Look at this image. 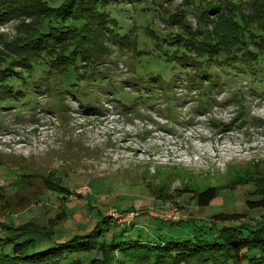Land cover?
Instances as JSON below:
<instances>
[{"label":"rangeland","instance_id":"374dc122","mask_svg":"<svg viewBox=\"0 0 264 264\" xmlns=\"http://www.w3.org/2000/svg\"><path fill=\"white\" fill-rule=\"evenodd\" d=\"M154 2L161 4L111 6L109 30L118 41L106 43L98 60L83 63L77 55L70 77L43 65L21 75L29 67L17 63L23 56L19 46L34 20L20 14L0 24V58L10 60L18 74L0 97V223L27 226L8 237L4 253L33 237L25 251L39 252L42 239L36 236L50 237L52 244L89 234L101 216L110 222L102 233L106 240L112 227L118 233L132 226L119 238L125 244L139 237L212 242L223 227L243 226L245 234L264 227L263 211L246 203L257 198L256 181L264 182V75L254 82L247 66L224 63L213 69L209 99L201 97L208 83L201 91L187 82L184 74L192 68L183 66L170 77L164 55L172 59L177 45L181 50L185 41L179 37H188L193 47L200 46L195 38H216L222 46L227 37L231 44L234 39L232 32L219 38L194 12L181 20L186 14L177 12L186 0ZM228 7L264 30V5ZM61 46L58 41L50 50ZM33 53L24 52L27 60L34 61ZM157 75L167 89L154 85ZM152 85L156 95L149 99ZM53 186L70 192L68 200L62 189L46 188ZM210 187H219L217 197L197 207L193 196ZM174 212L178 219L169 217ZM129 214L135 215L130 222ZM218 214L240 217L213 222Z\"/></svg>","mask_w":264,"mask_h":264},{"label":"trees","instance_id":"16d2710c","mask_svg":"<svg viewBox=\"0 0 264 264\" xmlns=\"http://www.w3.org/2000/svg\"><path fill=\"white\" fill-rule=\"evenodd\" d=\"M154 1L0 0V24L3 25L5 21H9L14 15L18 17L20 14H25L23 17L34 20L32 32L27 40L19 46V51L23 56L22 61H17V63H24L29 67L24 69V73H21V75L30 76L35 65H43L46 67L52 66L57 75H63L64 73L65 76L70 77V71L73 69L77 55L83 63H87L88 60H98L103 56L102 47L106 43L114 45L118 41L117 38L111 36L109 30V26L111 27L107 14L110 11L109 8H113L114 5L137 2L160 6L161 2L155 3ZM165 1L169 2L170 0ZM186 1L189 2L188 5L185 4L186 7L177 12L178 16L186 14V18H181V20H186L189 17L187 14L194 12L198 21L208 22L212 28L218 30L217 36L219 38L223 35L228 36V33L232 32V36L229 37L234 39V42L231 44L227 37L223 42L225 46H222L221 40L216 38L212 41L195 38L200 46L193 47L192 41L188 37H179L185 41L184 44L179 45L182 47L181 50H178L177 45L175 47L177 51L172 59H169L166 54L164 55L166 57L165 62L171 64L170 77L183 66L192 68L190 69L192 73L184 74L187 77V82L190 86L200 88L201 91L204 89L202 88L205 86L204 84L208 83L205 92H202L201 95V97L208 99L210 97L208 94L214 87L213 69L224 67V63V65L232 67L247 66L248 71L251 72L249 76L251 80L262 82L264 74L261 75L260 71L264 67V30L260 26H253V22L246 21L235 12L228 13L231 10L228 6L235 7L240 3L248 2H252L256 6L257 4L263 6V0H227V4L223 0H208L211 2L207 3H202L200 0ZM195 1H200V3ZM212 23L217 24V26L213 27ZM183 27L186 28L187 26L183 24ZM200 29L201 27L198 31ZM58 41L63 46L57 47L58 50L52 53L50 47H54ZM240 44L243 47L239 48L238 45ZM159 47L156 48L159 49ZM26 51L34 52V61L27 60L24 54ZM41 51L45 53L42 54ZM0 61L3 62L0 69V97H2L4 94L7 95L6 90L7 93L9 91L6 83L13 81L12 77L14 76L18 78V74L12 71L10 68L12 62L6 57L0 58ZM152 80L154 85L159 83L161 87L167 89L163 86L164 83H161L160 75ZM154 85L147 90L149 99L156 95L150 92ZM258 181H256L258 184L257 198L246 203L250 209L262 210V217H264V182ZM53 187L46 188L51 190L62 189L56 186ZM218 190L219 187H210L197 193L193 196L196 206L205 207L209 205L217 197ZM61 191L65 195L63 200H68L69 196L67 195L70 192L64 189ZM239 217L236 214H218L212 217V221H230L239 219ZM106 219L107 217L101 216V220L91 233L74 235L70 239L59 243L54 242L51 244L50 237L45 239L44 235L36 236L38 240L42 239L40 243L41 250L34 253H26L25 251V248L34 242V237L23 241L22 245L14 243L19 246L12 248L10 253H4L6 250H3L6 247L5 244L12 241L8 237L21 229L27 228V226L13 227L0 223V230L5 235L4 238H0V264H125V262L143 263L152 259L153 264L161 262L165 264H189L191 260H195L196 264H242L246 258H248L247 264H264V227L254 226L252 229L249 228L246 234L241 231L243 226L237 228L223 227L216 230L212 242L201 240H196V243L191 240L145 242L139 237L134 239V242L125 244L119 238L125 235L123 234L124 229L131 230L132 226L130 227L129 224L118 233L112 230L114 227L111 226V233L108 240H106L102 234L105 232V227L110 224ZM178 224L169 223L168 225L175 226ZM5 232H7V235ZM250 251L256 252L257 255L248 257ZM17 253L21 255L19 256ZM119 256L123 257L122 260Z\"/></svg>","mask_w":264,"mask_h":264},{"label":"built area","instance_id":"2783aa9c","mask_svg":"<svg viewBox=\"0 0 264 264\" xmlns=\"http://www.w3.org/2000/svg\"><path fill=\"white\" fill-rule=\"evenodd\" d=\"M113 215H117L119 217L120 214L118 213H113ZM135 217V215L133 214H129L128 215V222L131 221V219H133ZM171 219H178V215H177V212H174V213H171L170 216H169Z\"/></svg>","mask_w":264,"mask_h":264}]
</instances>
